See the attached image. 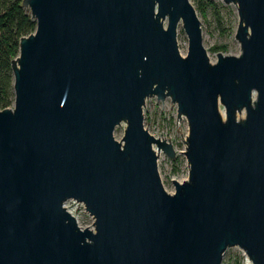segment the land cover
<instances>
[{
	"label": "water",
	"instance_id": "water-1",
	"mask_svg": "<svg viewBox=\"0 0 264 264\" xmlns=\"http://www.w3.org/2000/svg\"><path fill=\"white\" fill-rule=\"evenodd\" d=\"M223 2L241 51L212 63L190 0L22 1L36 28L0 109V264H222L233 246L264 264V0ZM152 96L188 124L172 193L158 157L173 145L143 122Z\"/></svg>",
	"mask_w": 264,
	"mask_h": 264
},
{
	"label": "rangeland",
	"instance_id": "rangeland-1",
	"mask_svg": "<svg viewBox=\"0 0 264 264\" xmlns=\"http://www.w3.org/2000/svg\"><path fill=\"white\" fill-rule=\"evenodd\" d=\"M190 2L200 21L202 45L206 49L209 61L216 62V53L218 52L224 55H238L241 50L240 44L235 38L238 24L235 4L224 3L223 0H190ZM177 44L180 54L185 56L188 39L181 24L177 29ZM12 107L13 104L9 108ZM220 111L223 115L224 110L221 105ZM243 116L244 113L239 114V117ZM143 117L144 126L149 133L170 141L175 150L174 158L167 157L162 152L158 157V171L163 186L166 191L172 193L174 191L172 180L182 182L188 178L189 166L183 154L189 131L186 118L184 116H181L180 119L177 117L176 104L171 101L170 97H166L162 104L155 96L146 99L143 106ZM124 127V123L116 127L114 136L117 140L121 139ZM75 218L80 227L93 229V217L80 206L75 211ZM222 264H251V262L241 249L233 246L225 250Z\"/></svg>",
	"mask_w": 264,
	"mask_h": 264
},
{
	"label": "trees",
	"instance_id": "trees-1",
	"mask_svg": "<svg viewBox=\"0 0 264 264\" xmlns=\"http://www.w3.org/2000/svg\"><path fill=\"white\" fill-rule=\"evenodd\" d=\"M23 0H0V109L14 100L11 61L18 55L19 41L33 33L36 22Z\"/></svg>",
	"mask_w": 264,
	"mask_h": 264
},
{
	"label": "built area",
	"instance_id": "built-area-1",
	"mask_svg": "<svg viewBox=\"0 0 264 264\" xmlns=\"http://www.w3.org/2000/svg\"><path fill=\"white\" fill-rule=\"evenodd\" d=\"M78 206L85 210L84 205L75 200H68L64 203V207L74 216Z\"/></svg>",
	"mask_w": 264,
	"mask_h": 264
}]
</instances>
